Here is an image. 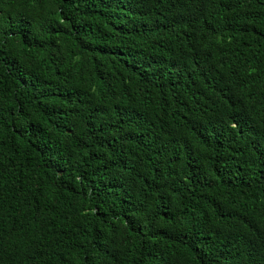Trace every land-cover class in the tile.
<instances>
[{"label": "trees", "instance_id": "trees-1", "mask_svg": "<svg viewBox=\"0 0 264 264\" xmlns=\"http://www.w3.org/2000/svg\"><path fill=\"white\" fill-rule=\"evenodd\" d=\"M0 264H264V0H0Z\"/></svg>", "mask_w": 264, "mask_h": 264}]
</instances>
